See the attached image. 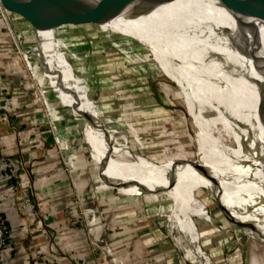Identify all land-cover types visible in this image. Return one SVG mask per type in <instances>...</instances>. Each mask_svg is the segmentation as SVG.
Here are the masks:
<instances>
[{"label":"crops","instance_id":"crops-1","mask_svg":"<svg viewBox=\"0 0 264 264\" xmlns=\"http://www.w3.org/2000/svg\"><path fill=\"white\" fill-rule=\"evenodd\" d=\"M0 9L3 11L1 1ZM3 12L5 14V11ZM8 16L5 14L7 27L12 33L17 47H21L18 36L16 39L13 34L17 29L11 25ZM84 24H79L82 26L79 36L82 38L85 36L83 32H88L83 28ZM26 25L28 24L26 23ZM3 29L4 22L0 17V43L4 38ZM35 34L38 36L37 32ZM63 34L69 37L75 36V39L77 36L73 29L68 30L67 28L64 29ZM86 35L90 38L96 36L90 32ZM86 40L91 42L89 38ZM11 46L0 47V52L7 53L12 49L15 52L14 47ZM43 46L41 42L39 51H35L34 54L43 59L45 56L46 64L36 63L35 73L38 72L39 79L43 82L42 88L46 92L48 104L53 108L52 111L57 117V131L63 149L62 145H59L61 142L55 143L54 136L46 128L47 122L44 113L34 108L37 98L32 86L26 84L29 79L22 62L18 60L15 53H12V60H10L11 55L7 53L2 55L3 61H0V153L6 152L7 156L15 162L19 161L23 154L30 157V159L27 157V164L30 167L37 165L39 168L36 167V173L41 178L37 186L38 200L31 197L35 200V207L28 206L21 209L15 201L16 197L13 194H8V188H5L3 192L1 180L5 177L6 172H4V164L0 161V205L2 206L0 209L13 234L11 247L4 256V264H148L149 259L154 257L152 252L158 254V251H152L157 246L165 248L163 251L166 250L168 254L170 253L171 259L168 261L171 264H185L181 263L176 255L177 247L173 244H166L167 237L162 235L160 226L156 223L158 220L162 223V219L158 217L155 208L144 197L137 174L125 168V162L95 149L97 136L100 135L109 146L126 148L133 157L134 154L143 156L161 165L167 171L169 170L165 163L171 159L173 173L178 174V170L186 167L187 162L193 165L191 159L185 161L186 158H184L185 152L189 153L187 148L189 142L183 138L185 136L183 120L171 118V125L180 138L177 142L174 134L175 140L173 137V140L168 139L167 130L168 133L170 131L163 123L162 112L154 109L156 104L153 102L154 98L152 100L149 95H141L142 93L130 96L129 91L123 89V86L116 85L115 78L109 76V72L103 76L102 80L93 78L92 82L87 79L86 81L83 77L85 86L81 88L82 95L78 91L77 95L86 97L85 104L93 112L96 124L89 127L88 123L91 122V119L87 118L86 133L89 128H93L96 135L89 146L85 138L83 139L81 127L75 122L79 116V108L76 103L86 115H89V112L78 102L69 89L70 87L53 68L57 64H54L52 57L54 52H51V47ZM71 48L89 49L88 55L96 57L94 47L76 48L75 45ZM68 53L72 52L67 51L65 55L68 56ZM28 60L30 61L29 55ZM66 68L69 74H74L76 71L83 73L77 66L76 69L74 68L75 70L70 68L69 63ZM126 82L128 85L134 84V81ZM96 83L108 87L110 93L98 91L100 100L93 104L89 99L98 95L92 89ZM161 92L159 95L163 93ZM88 97L90 98L88 99ZM136 105L140 107L138 108ZM7 113H10L11 117L9 122L2 120ZM73 113H76V120ZM123 114L131 115L130 119L121 118ZM130 120L132 121L130 122ZM17 122L27 126L22 129V133L18 131L15 135L10 131V124ZM170 141H173L172 145H170ZM151 157L153 159H149ZM54 163L57 166L52 167ZM62 163L71 167L69 175L65 172L61 173L62 165L60 164ZM198 163L193 165L195 169ZM72 181H76L77 186L81 187V189L76 187L75 191L81 193L85 206H87L86 215L88 217L85 219V224L80 223L76 216H74V220L69 218L68 213L72 212V215H76L79 210L71 201V197L74 195ZM181 190L186 205L187 201L182 187ZM27 193L29 194V192ZM186 209L189 215L195 219L203 240L202 233L204 235L205 231L201 225L205 223L206 219L204 216L196 218L187 205ZM101 217L102 219H100ZM39 219H44L42 221L43 229L36 233L34 231L35 234L32 236L27 232L28 236L25 237V233L21 230L22 225L28 223L32 227ZM210 222L213 220L210 219ZM168 235L170 236V234ZM89 239L96 244L99 252L92 249ZM37 251L42 255L40 258L36 256ZM101 252L105 255L104 259L103 254L100 255ZM155 257L157 256L155 255ZM162 258L164 257L160 255V258L154 259V262L150 260L152 262L150 264L166 263L161 261ZM186 258H188L187 253Z\"/></svg>","mask_w":264,"mask_h":264},{"label":"bare ground","instance_id":"bare-ground-1","mask_svg":"<svg viewBox=\"0 0 264 264\" xmlns=\"http://www.w3.org/2000/svg\"><path fill=\"white\" fill-rule=\"evenodd\" d=\"M109 2V10L116 16L96 27L114 46L111 48L124 49L123 52H131L132 56L140 57L139 62L153 64L154 67L150 68L152 76L160 74L169 78L178 89L183 90L186 97H190V90L199 96V134L195 143L198 153L195 156L204 170L201 177L209 183L210 192L218 195L221 205L239 222H243L246 233L264 248V163L259 161L256 150L258 139L264 138V131L256 124V85L241 75L251 79L261 78L250 68L236 47L238 43L243 48L247 44L241 20L227 0H173L154 11L149 10L141 0ZM261 27L264 47L263 24ZM226 31L231 39L227 37ZM63 33L64 29L56 36V43L49 41L54 37L49 29H43L38 36L43 47L49 45L51 52H54L52 57L54 64H57L54 68L61 70L63 80L75 92L72 93L74 97L81 99V105L93 115L85 104L86 97L77 95V91L81 94V88L85 86L82 74L78 71L69 74L66 68L68 61L65 52H70V48L77 43L74 45L68 42L69 36ZM121 40H125V44ZM131 47L139 53L129 49ZM168 104L171 106V103ZM209 104L218 116L217 128L222 130V135L211 128L215 120ZM76 105L79 108V125L90 146L93 137H96L95 132L89 128L86 133L88 117ZM204 108L203 121L201 113ZM206 121L209 129L204 124ZM201 127L210 137L213 132L214 136L217 134L219 149L206 143ZM95 149L125 162V168L137 174L144 197L150 204H155L153 208L164 221L161 225L181 248L185 246V252L192 263L212 264L205 257L211 259L212 253L202 249L200 229L187 212L179 182L173 184L169 171L143 156L134 154L133 157L126 148L109 146L100 135L97 136ZM261 255L253 254L251 264H264V253Z\"/></svg>","mask_w":264,"mask_h":264},{"label":"rangeland","instance_id":"rangeland-1","mask_svg":"<svg viewBox=\"0 0 264 264\" xmlns=\"http://www.w3.org/2000/svg\"><path fill=\"white\" fill-rule=\"evenodd\" d=\"M248 1L250 3L251 7L253 8V10L257 13L259 18L263 22L262 24L264 26V0H248ZM8 15H9L8 17L10 19L11 25H13V27L15 26L16 28L15 27L14 28L17 29L16 34L18 36V40L21 43V47H17V45L15 44L13 35L10 32L9 28L7 27L8 25L6 24L5 18L2 15L1 10H0V17H1V20L4 22V29H3L4 32L2 34L4 36V38L2 39V42L0 43V47L1 48L9 47V45H12L11 47H14L15 52L13 51V49L10 52L7 51V53L11 55L10 60L13 59L12 53L13 54L15 53V55L18 57V60H20L22 62L21 64L24 66V69L27 72V76H28L29 81L26 84L27 85L29 84L28 86H32V89H33V86H34L33 75L36 74V73H34V71L37 70V67L35 65H37L36 63H38V62L44 63L43 58L37 57L34 54V53H36L35 51H37V50L39 51V46L41 43L40 39L35 34V30L31 29L32 26L27 21H25L22 17H20L17 14L9 13V12H8ZM26 23L28 25H26ZM96 25L97 24H95L93 22H88V23H85L83 25V28L85 30L87 29V31L90 32L91 34L92 33L95 34L96 37L94 36V37L90 38L86 35V34H88V32H83V35H85V36L82 38L81 36H79L80 35V27H82V26H80L79 24H73V25H70L71 27L65 25V26L60 27L59 29L57 28L55 30H49L54 36L51 39H49V41L55 42L57 40L56 36L58 35V33L62 32L63 29H65V28H67L68 30L73 29V31H75V33H77L76 39L77 38H79V39L76 40L74 38L75 36L69 37L70 39L68 38V40H67L68 42L71 41V42L75 43L77 41L76 42L77 43L76 48L77 47H94V50L96 51V57H94V56L91 57L90 55H88L89 49H86V50L79 49L78 50L75 48H73V49L70 48V51L72 53L71 54L68 53L69 55L66 56V58H67L68 62H70V65L73 67V69L74 68L76 69V66L79 69H81V71L84 73V75H82V76L85 78V80L87 79L88 81H91L93 78H99V80H102L103 76H105L106 74H108L107 72H109L108 75L113 76L115 78V81L117 83L116 85L123 86V89H126V91H129L130 96H134L136 93H142L141 95H149L150 99H152V100L154 98L153 102L156 103L154 109L160 110L162 112V115L165 119V120L163 119L164 120L163 123L166 124L167 128L170 130V133H172V135L170 136V133H168V130H167V137H169L170 139H172V137H173V139L175 140V136H174V134H175L177 142H178V139L180 138V135L175 131L174 127L171 125L172 124L171 118L182 119L184 122L183 127H184V131H185V136L183 138L187 139V141L189 142V144L187 145L189 153L185 152V154H186V156L184 155V158H186L185 161H189L187 159H191L193 161V165H195V163H198L197 162L198 159L195 156V153H198L197 152L198 151L197 146L195 143H196L197 135L199 134L197 113H198V106L200 105L201 100H200L199 96H197V93L194 92L193 90H190V93L188 94V96H190V97H186L183 90L178 89L176 87V85L169 78H167L163 75H160V74L153 77L151 70H150V68L154 67L153 64H150L147 62H141V61L139 62L140 57L138 58L136 55L132 56L131 52H123L124 49H121V50H117L116 48L112 49L111 47H114V46L110 45V42L108 41V39L106 37H104L105 36L104 34H101L100 32H98ZM85 37L89 38L91 40V42H88ZM121 43L125 44V40H121ZM7 44H8V46H7ZM129 49H132V51L139 53L138 50L133 49V47H131ZM7 53L3 52V51L0 52V61H3V58H1V57H3L2 55H6ZM28 55H29L30 61L32 62V65H33L32 70H34V71L28 70V68L26 67L25 59L28 60ZM86 55H88V56H86ZM32 72H33V75H32ZM37 76H39L38 72H37ZM88 77H89V79H88ZM84 78H83V80H84ZM126 81H130V82L134 81V84L128 85V83ZM38 82L40 83V85H43L42 80L38 79L37 85H38ZM23 85H24V83H23ZM92 89H94L98 94L93 99L88 97V99L90 98L89 99L90 102H92L93 104H94V102H96V103L99 102L100 99L98 98V96H99L100 91H101V93H105L107 91L109 92L108 87L101 86L100 84H97V83H96V86L92 87ZM33 91H34L36 98H37V103H36L34 108L36 110H41V112L45 113L46 106L42 105V103H40V101H38L39 100L38 94L35 90H33ZM95 91H94V93H95ZM160 92L162 93L161 95H159ZM46 103H48V101H46V99H45V104ZM168 103H171V106ZM136 106L138 108L140 107L138 105H136ZM209 108H210L211 112L213 113L214 120H215V123L213 126H211V128L212 129L214 128L215 131L218 130L220 135H222V130L220 128H217V125H219L218 119H217L218 116L216 115V113L214 112V110L212 109L210 104H209ZM50 109H51V111H49V114H50L52 125L50 126L47 123L46 128L52 133V135H54L55 129H53V128H58V122L56 120L57 117L54 115V113L52 111L53 108L51 106H50ZM134 109H135V106H134ZM74 115H75L74 118L76 120L77 119L76 113ZM126 115L127 114H123L121 116V118L130 119L131 115L128 114L127 117H126ZM201 115H202V119H203V116H205V108L202 111ZM10 119H11V117H10ZM132 119H133V117H132ZM2 120H3V118H2ZM125 121H127V120L125 119ZM131 121L132 120H130V122ZM203 121H204V119H203ZM46 122H48L47 118H46ZM75 122L77 125L79 124L78 120H76ZM204 124L209 129L208 121L204 122ZM10 125H11L10 131H11V133H14L15 135H17L18 131H21V133H22V131H23L22 129L25 128V126H27L26 124H25V126L18 124V122L17 123H11ZM201 128H202L206 143L212 148L219 149V140L217 139L218 138L217 134H215V136H214V132H213V134L211 132L212 137H213L212 138L209 136V134L206 132V130L203 127H201ZM81 133H83L82 134L83 139L86 138L85 132L83 131L82 128H81ZM54 137H55L54 142L56 143V136L54 135ZM58 137H59V135H58ZM59 140H61L60 137H59ZM172 144H173V141L172 142L170 141V145H172ZM59 145L60 146L62 145V149H63L62 142ZM256 148H257L256 150L258 152V146ZM165 150H168V149H165ZM22 157L27 161H28V158L30 159V157H28L24 154L20 156V158H22ZM149 159H153V157H151ZM12 161L16 165H18L19 161H17V162H15L14 160H12ZM259 161H260V158H259ZM60 165H62L61 166V170H62L61 173L65 172V174L69 175L70 174L69 169L71 167L66 166L63 163ZM63 165H65V166L63 167ZM193 165L188 164V162H187L186 167H182V169L178 170V175H177V173L176 174L174 173V174L177 178V181L180 183L181 187L183 186L182 189L184 191L185 199L187 201L186 202L187 207L190 209V211L192 210L191 211L192 214L196 215V217L201 218L204 216V218L206 219L205 223H202V225H201V228H203L204 229L203 231H205L204 235L202 233V236H204V239L202 242V249L205 250L206 252H209V254L212 253V255H210L212 264H251V261L253 258L252 255L254 254V256H256V255L262 256L261 254L264 253V248L259 246L260 245L259 241L255 240L253 236L246 233L247 231H245V227L242 226L243 222H239V220H237L226 207H222L220 201L218 199H216L213 192H210L209 183H207L204 180V178L201 177L202 174H200V172L197 171V169H195V167ZM54 166H57V164L54 163L52 165V167H54ZM165 166H167L168 170L173 174L174 171L171 168L172 167L171 159L167 163H165ZM27 167L29 169H33L35 172H36V167L39 168L37 165L30 167L29 164H27ZM40 179H41L40 177L37 179L35 178V185H36L35 186V192L36 193H37V186L40 183ZM33 181H34V179H33ZM139 182L141 184L140 180H139ZM72 184H74L73 185L74 195L71 197V201L74 203L76 208L79 210L77 211L76 215L75 214L72 215V212L68 213L70 215L69 218L74 220V216H76V219L80 223L85 224V219H87L86 217H88L86 215L87 214L86 213V211H87L86 207L87 206H85V202H84V199H83V196L81 195V193H78L77 191H75V190H77L76 187L80 188V189H81V187L77 186L76 181L75 182L72 181ZM141 186H142V184H141ZM32 198H34L36 200L35 197L32 196ZM151 205L153 206L155 204H151ZM0 207L2 208L1 205H0ZM102 217L100 219H102ZM210 219H212L213 222H215V223L210 222ZM36 222H35V225L32 226L30 236L34 235L38 230L41 231V229L38 228ZM160 222L161 221L158 220L156 223L159 224L161 232L163 233L162 235H164V237H167L166 239L168 241L166 242V244L167 243H168V245L173 244L177 247L178 251L176 250L175 252H176V255H178V258L180 259V262L185 263V264H194V263L190 262V260L188 258H186L185 246H184V248L179 247L178 244L176 243V241H174L168 235L169 233L166 231L165 227L163 225H161ZM11 231H12V229H11ZM34 231H35V233H34ZM89 240H90V244H91L92 249H94L95 252H99V251H97L96 244L94 242H92L91 239H89ZM10 247H11V245H10ZM10 247H8L3 252V254L6 255L8 253V250L10 249ZM164 249L165 248H162L161 246L154 247L152 251H158V254H155V252H152V254H154V257L152 259H149L148 264L152 263L150 260H152L154 262L156 259H159L160 255H162V257H164V258H162L161 261L166 262V263H162V264H171L170 261H168L171 259V255H170V253L168 254L166 252V250L164 252L163 251ZM100 255H102L103 259L105 258V255L103 252H101ZM155 255L157 257H155ZM4 256L2 257V264H4ZM40 256H42V255L40 254Z\"/></svg>","mask_w":264,"mask_h":264},{"label":"water","instance_id":"water-1","mask_svg":"<svg viewBox=\"0 0 264 264\" xmlns=\"http://www.w3.org/2000/svg\"><path fill=\"white\" fill-rule=\"evenodd\" d=\"M3 9L6 12H13L25 19L35 30L42 32L43 29L55 30L65 25L84 24L93 22L95 24L104 23L116 16L111 13L109 0H0ZM146 3L149 10H156L162 5L172 2L173 0H141ZM228 5L241 20L247 35V44L243 48L238 43L236 47L241 51L244 60L247 61L261 79H251L243 76L245 79L254 82L258 93V102L256 108V124L264 131V47H262V27L263 23L257 13L253 10L248 0H227ZM14 30V29H13ZM14 37L17 34L14 31ZM227 37H229L226 31ZM231 39V37H229ZM44 63L45 56H44ZM54 68V67H53ZM56 73L63 80V73L58 68H54ZM67 85L68 82L64 81ZM75 94L74 90L71 89ZM83 104L81 99H78ZM88 115V114H87ZM89 116V117H88ZM87 117L91 119L88 123L91 127L95 126V118L89 112ZM93 129V128H92ZM258 153L260 160L264 163V138L258 139ZM105 163V162H103ZM106 165H109L105 163ZM196 169L203 175L202 164L198 163ZM166 173V172H165ZM173 184L177 183L175 175L169 174ZM219 201L218 195H215ZM222 207H224L222 205ZM207 259L211 260L210 257Z\"/></svg>","mask_w":264,"mask_h":264},{"label":"built area","instance_id":"built-area-1","mask_svg":"<svg viewBox=\"0 0 264 264\" xmlns=\"http://www.w3.org/2000/svg\"><path fill=\"white\" fill-rule=\"evenodd\" d=\"M2 10L5 11L4 9ZM3 11L1 12L5 18V14H8V12L5 11V14H4ZM5 21L7 23L6 19ZM9 22H10V19H9ZM25 62H26V67L28 68V70H32L33 69L32 63L27 59H25ZM68 63L70 65V62ZM70 67L73 69L71 65ZM32 75H33V72H32ZM38 79H39V76H37V74H34L33 75V82H34L33 90H35L38 94V97H39L38 101H40L42 105L46 106L44 115L46 116L48 120L47 123L51 126L52 122H51V118L49 114V111H51V109L48 103L45 104V99L47 101L46 92L45 90H43L42 85H40L39 82L37 85ZM0 94H1V87H0ZM9 114L10 113L5 114V116L3 117L4 121L6 122L10 121ZM53 129H55L54 135L56 136V143H60L57 128H53ZM0 161L4 164V172H6L5 177L1 180V186L3 188V192L5 188H8L9 189L8 194H13L16 197L15 201L18 204V206H20L21 209H25L28 206L35 207L36 205L35 200L31 199V197L33 196L36 198V200H38V197H37L38 194L35 192V186H36L35 178L37 179L40 176H38V174L33 169H29L27 167V162L23 157L20 158L18 165H16L12 161V159L9 158V156H7L6 152H3V153H0ZM27 192H29V194ZM42 221H44V219L42 220L39 219L36 222L38 228L40 229H43ZM31 229L32 227L28 223L25 225H22V228H21L22 232L25 233L24 234L25 237L28 236V233H31ZM11 244H12L11 227L9 226L7 221L4 219L2 212L0 211V264H2V257L5 255L3 254V252L8 247H10ZM36 256L37 258H40V252H36Z\"/></svg>","mask_w":264,"mask_h":264}]
</instances>
